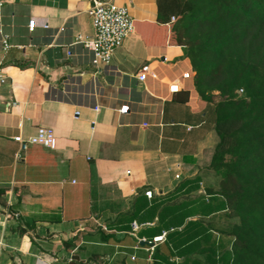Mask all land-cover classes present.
<instances>
[{
    "label": "crops",
    "instance_id": "obj_1",
    "mask_svg": "<svg viewBox=\"0 0 264 264\" xmlns=\"http://www.w3.org/2000/svg\"><path fill=\"white\" fill-rule=\"evenodd\" d=\"M91 1L0 0V264H156L167 236L139 238L163 224L165 205L181 202L184 183H202L207 200L219 189L216 112L159 0H113L134 29L99 67L78 40L94 35ZM40 127L56 146L21 150L15 137Z\"/></svg>",
    "mask_w": 264,
    "mask_h": 264
},
{
    "label": "trees",
    "instance_id": "obj_2",
    "mask_svg": "<svg viewBox=\"0 0 264 264\" xmlns=\"http://www.w3.org/2000/svg\"><path fill=\"white\" fill-rule=\"evenodd\" d=\"M158 6L160 22L177 19L171 38L186 49L201 103L216 112L219 141L210 169L220 187L208 188V200L200 196L165 205L163 224L146 230L144 244L165 230L156 264H190L194 253L215 259V245L202 243L212 229L201 218L226 210L240 218L227 253L231 264H264V0H159ZM184 184L189 193L199 187ZM191 261L205 264L196 257Z\"/></svg>",
    "mask_w": 264,
    "mask_h": 264
},
{
    "label": "built area",
    "instance_id": "obj_3",
    "mask_svg": "<svg viewBox=\"0 0 264 264\" xmlns=\"http://www.w3.org/2000/svg\"><path fill=\"white\" fill-rule=\"evenodd\" d=\"M88 14L91 18L94 28V35L92 37L83 38L78 37L79 42L92 52V64L94 66L108 65L114 53L120 48L128 34L134 29V18L131 16L128 7L119 5L113 0H92L88 9ZM175 20V17H172ZM49 23H45L44 27L49 28ZM29 30H34L36 27L35 19L29 21ZM9 46L7 39H3V47L7 49ZM69 55L72 52L69 51ZM146 75L144 73L139 77L144 80ZM7 80L6 74L0 66V85L5 84ZM15 140L20 143V149L25 151L30 144H41L50 148L56 146V136L53 129L48 127H40L37 134L30 137L28 140L22 136L15 137ZM145 195L149 198L153 196L152 190H147ZM133 230H137L139 225L133 222ZM167 231H163L160 236H157L153 241H148L149 244L165 239ZM141 242H147L146 238H139ZM153 250L154 247H151ZM150 249V250H151Z\"/></svg>",
    "mask_w": 264,
    "mask_h": 264
},
{
    "label": "rangeland",
    "instance_id": "obj_4",
    "mask_svg": "<svg viewBox=\"0 0 264 264\" xmlns=\"http://www.w3.org/2000/svg\"><path fill=\"white\" fill-rule=\"evenodd\" d=\"M172 22V28L176 26H178V22L177 19L175 20H171ZM239 93H241L242 95V90H239ZM216 100H218V97L216 96ZM214 177V181H216L217 183H214L217 186H219V177L216 175H213ZM200 188L203 189V185L202 183L199 184ZM205 186V185H204ZM220 187V186H219ZM186 190H184V192L180 195L181 197L179 199L183 200H189V199H193V198H197L201 195V197H203V195L205 196V194H201L199 191L196 190H192L194 192L189 193L187 192L188 189L185 188ZM200 197V198H201ZM202 199V198H201ZM199 218V216H198ZM201 218V217H200ZM197 219V218H196ZM205 221V223L212 229L211 231V238L209 239L208 242L203 241L202 243L207 246V245H215V248L217 250V254L216 256H214L213 258L215 259H208L207 254H192L190 255V261L189 263L191 264V260L196 257L201 259L202 261H204L205 264H231L230 260H229V256H227V253H230L232 251L233 245L235 243V238L232 235V228L235 224H238L240 222V218L238 217H229L227 215V211L223 210V211H218L216 213H214V215H209V217H204L201 218ZM139 255H143L144 251L141 249L138 252ZM175 261H180V260H176Z\"/></svg>",
    "mask_w": 264,
    "mask_h": 264
}]
</instances>
